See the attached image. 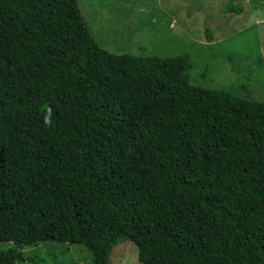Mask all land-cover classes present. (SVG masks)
<instances>
[{"label": "trees", "instance_id": "16d2710c", "mask_svg": "<svg viewBox=\"0 0 264 264\" xmlns=\"http://www.w3.org/2000/svg\"><path fill=\"white\" fill-rule=\"evenodd\" d=\"M192 69L105 50L78 0H0V264L43 243L112 264L122 240L140 264H264V102Z\"/></svg>", "mask_w": 264, "mask_h": 264}, {"label": "rangeland", "instance_id": "374dc122", "mask_svg": "<svg viewBox=\"0 0 264 264\" xmlns=\"http://www.w3.org/2000/svg\"><path fill=\"white\" fill-rule=\"evenodd\" d=\"M78 1L105 50L135 56L189 54L192 84L234 89L240 96L264 102V0L242 1L243 13L238 15L224 13L230 0ZM159 24L169 27L160 38ZM206 28L212 32V42ZM7 248L0 245V250ZM24 255L34 257L38 264H53L51 255L56 264L93 263L92 255L81 245L43 243L25 248ZM112 264H140L137 245L129 240L118 242Z\"/></svg>", "mask_w": 264, "mask_h": 264}]
</instances>
